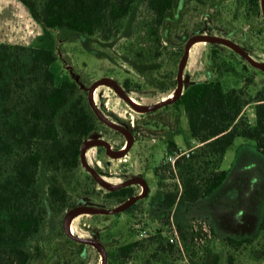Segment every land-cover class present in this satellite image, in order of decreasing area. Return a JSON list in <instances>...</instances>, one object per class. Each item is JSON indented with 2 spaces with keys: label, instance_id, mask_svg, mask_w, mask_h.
I'll use <instances>...</instances> for the list:
<instances>
[{
  "label": "rangeland",
  "instance_id": "374dc122",
  "mask_svg": "<svg viewBox=\"0 0 264 264\" xmlns=\"http://www.w3.org/2000/svg\"><path fill=\"white\" fill-rule=\"evenodd\" d=\"M151 15L146 0H137L132 13L109 40L99 34L54 30L58 63L85 92L90 107L89 86L105 78L113 80L141 106L167 98L175 91L179 63L191 37H221L237 44L255 61H264V15L262 8L256 12L247 0H176L161 29L164 39L154 45L151 35L143 31ZM42 31L20 0H0V43L34 46ZM136 46L148 49L143 57L132 50ZM213 46H218L216 55ZM14 52L25 57L28 50L17 48ZM214 78H220L227 88L243 87L252 96L264 86V66L251 64L223 40L197 38L182 66L183 88ZM106 82L97 87L94 103L106 119L131 133L133 143L118 156V152L107 153L101 143L91 142L102 138L118 150L128 140L125 132L97 117L95 130L84 141L88 142L85 160L112 185L144 178L148 190L115 213L79 212L73 221L74 234L99 240L105 248V264H230V260L231 264H264V229L259 230L264 216V155L254 141L243 136L234 139L220 163L228 170L227 177L205 201L176 200L167 206L164 194L180 192L182 176L205 166L192 158L198 142L193 140L184 107L170 103L141 112ZM244 115L251 123L256 122L254 101L245 106ZM169 138L176 142L174 151L167 150ZM178 154L181 161L175 165ZM7 163V157H0V172L5 171ZM43 167L39 185L44 192L50 173ZM213 167L212 163L208 166ZM66 186L69 205L59 212L48 210L40 233L30 240L32 245L39 244L42 255L35 251L30 264H98L101 254L96 246L69 237L64 217L76 208L117 207L129 197L110 195L111 190L87 170L81 159ZM124 186L132 188L133 194L142 191L138 182ZM178 225L183 228V237ZM226 236H251L253 240L234 247L227 243ZM132 241L139 244L129 255H119L118 248Z\"/></svg>",
  "mask_w": 264,
  "mask_h": 264
},
{
  "label": "trees",
  "instance_id": "16d2710c",
  "mask_svg": "<svg viewBox=\"0 0 264 264\" xmlns=\"http://www.w3.org/2000/svg\"><path fill=\"white\" fill-rule=\"evenodd\" d=\"M20 1L43 31L34 46L0 43V157L8 158L5 171L0 172V264H30L35 251L42 255L39 244L32 245L30 240L40 233L48 210L59 212L69 205L66 185L80 164L81 145L95 130L98 119L85 92L58 63L54 30L85 36L99 34L109 40L137 2ZM247 2L254 9L256 0ZM146 5L152 15L143 31L151 35L154 45L164 39L161 29L176 0H146ZM217 47L213 46V55ZM17 48L27 49L28 53L25 57L16 55ZM132 50L139 57L148 51L138 46ZM124 84L128 86V80ZM252 101L254 124L244 115L245 106ZM173 104L184 107L191 135L198 142L192 158L205 166L183 175L181 191L166 192L165 205L176 200L196 201L212 194L227 177L228 170L220 163L236 137L253 140L264 155V86L251 96L243 87L227 88L220 78L199 80L189 83ZM166 143L167 150L177 149L172 138ZM204 156L209 158L202 160ZM179 157L175 165L180 164ZM210 163L214 167L209 169ZM41 167L50 173L44 192L39 185ZM109 194L130 196L133 190L121 186ZM178 229L183 237L182 226L178 225ZM262 229L264 216L259 224ZM225 240L238 247L251 243L253 237L226 236ZM138 244L128 242L118 248V254L125 257Z\"/></svg>",
  "mask_w": 264,
  "mask_h": 264
},
{
  "label": "water",
  "instance_id": "95a60500",
  "mask_svg": "<svg viewBox=\"0 0 264 264\" xmlns=\"http://www.w3.org/2000/svg\"><path fill=\"white\" fill-rule=\"evenodd\" d=\"M262 7H263V11H264V3H263V1H262ZM203 37L212 38L213 39L212 41L223 40V41H225L227 43L229 42V44H231L239 54H241L249 62H251V64H254L256 66H262V65L264 66V61L263 62H258V61L253 60V58L251 57V55L249 53H247L245 50L240 48L237 44L231 43V41H229L227 39H224V38H221V37H217V36H213V35H207V36L206 35L205 36L204 35H200V36L189 38L188 41L185 44L184 53H183V56H182V58L180 60L178 71H177V75H176L177 85H176L175 94H174L173 97L163 98V99H161L158 102H155V103H152V104H149V105H146V106H137L135 104V102L133 101V99L118 84H116L115 82H113V80H111L109 78H105V80L108 81L110 84H112L114 86V88L117 90V92L119 93V95L123 99H125L134 109L139 110L141 112L151 111V110H154L156 108L162 107V106H164L166 104L173 103L176 99H178V97L183 93V90H184L183 81H182V66L188 59L189 47H190L191 43L193 42V40H195L197 38H203ZM101 81H102L101 79L97 80V81L93 82L89 86V89H88V100H89V103H90L94 113L96 114V116L99 119H101L102 121H104L108 125L112 126L113 128H115L117 130H120V131H123V132L126 133L127 138H128L127 145L122 151L118 152V154H117L118 156H121V155H124L128 151V149L130 148L131 144L133 143V137H132L130 132L125 131L120 126H118V125L114 124L112 121L106 119L103 116V114L100 112V110L97 108V106L95 105V103L93 101V98H92V90ZM90 141L91 142H99V143H101L104 146V148H105L107 153L113 154V153L110 152V143L107 140L102 139V138H98V139L94 138V139H92ZM87 143L88 142H83V144L81 145L80 159H81L82 164H84V166L87 168V170L97 180H99L100 182L105 184L110 190L117 189V188H119L121 186L128 185V184H131L133 182H138V181L141 180L143 182V184H144V189H143V191L141 193L128 197L122 205L117 206V207L101 208V207H93L92 206V207H82V208H76V209L69 210L66 213L65 217H64V228H65V223H66V220H67V216L72 211L84 212V213H87V212L88 213H105V214L115 213V212H118V211H121V210L125 209L127 206H129L130 204L135 202L138 198L143 197L146 194L147 190H148V184H147V182H146V180L144 178H135L134 177V178H132L130 180H126L124 182H121L118 186L112 185V184L108 183L107 181H105L103 176L101 174H99L94 168H92L85 160V156L83 154V148L86 146ZM65 230H66L67 235L69 237H71V238H73V239H75V240H77L79 242L89 243L91 245H95L96 247L100 246L104 250V256L102 258L101 264H105V262H106L105 248H104L103 244L99 240L93 239V238H88V237H83V236L71 233L66 228H65Z\"/></svg>",
  "mask_w": 264,
  "mask_h": 264
},
{
  "label": "bare ground",
  "instance_id": "6f19581e",
  "mask_svg": "<svg viewBox=\"0 0 264 264\" xmlns=\"http://www.w3.org/2000/svg\"><path fill=\"white\" fill-rule=\"evenodd\" d=\"M263 3H264V1H263ZM198 39H202V40H205V41H211V40H213L212 38H207V37L198 38ZM228 44H229V42H228ZM251 57H252V56H251ZM252 58H253V57H252ZM253 60H255V59L253 58ZM106 83H107L106 81L102 80L99 84H97V85L93 88V90H92V98H93V101H95V92H96L97 87H98L99 85L106 84ZM174 94H175V91H172V93L169 94L168 97H173ZM133 101L135 102V104H136L137 106H141L140 103H139L138 101H136L134 98H133ZM127 142H128V140H127ZM126 145H127V144H125L124 146H122V147H121L120 149H118V150H115V149H113V148L110 147V152H111V153H114V152H120V151H122V150L126 147ZM87 149H88V146H85V147L83 148V154H84L85 157H86V151H87ZM120 183H121V182H116L114 185H115V186H118ZM138 183L142 186V190H143V189H144V184H143V182L140 180V181H138ZM78 214H79V212L72 211V212H70L69 215L67 216V220H66V223H65V228H66L69 232H71V233H74V222H73V221H74V218H75ZM96 249H97V251L101 254V260H100V262L98 263V264H101V262H102V258H103V256H104V250H103L100 246H97Z\"/></svg>",
  "mask_w": 264,
  "mask_h": 264
},
{
  "label": "flooded vegetation",
  "instance_id": "af4514ba",
  "mask_svg": "<svg viewBox=\"0 0 264 264\" xmlns=\"http://www.w3.org/2000/svg\"><path fill=\"white\" fill-rule=\"evenodd\" d=\"M262 1H264V0H256V5L254 6V10L257 12H259V10H260V8H262V12H263V15H264V11H263V7H262ZM140 185V184H139ZM143 191V190H142ZM141 191V192H142ZM140 192V193H141ZM133 195H136V194H133ZM130 196H132V195H130ZM129 196V197H130Z\"/></svg>",
  "mask_w": 264,
  "mask_h": 264
},
{
  "label": "built area",
  "instance_id": "2783aa9c",
  "mask_svg": "<svg viewBox=\"0 0 264 264\" xmlns=\"http://www.w3.org/2000/svg\"><path fill=\"white\" fill-rule=\"evenodd\" d=\"M185 153H186L187 155H189V152H185ZM179 155H180V154H178V156H179ZM178 156H176V158H177ZM176 158H175V159H176ZM175 159H174V160H175ZM175 235H176L177 239L179 240V236H178V233H177L176 230H175Z\"/></svg>",
  "mask_w": 264,
  "mask_h": 264
},
{
  "label": "crops",
  "instance_id": "0c3cea01",
  "mask_svg": "<svg viewBox=\"0 0 264 264\" xmlns=\"http://www.w3.org/2000/svg\"><path fill=\"white\" fill-rule=\"evenodd\" d=\"M218 188H219V187H218ZM218 188H217V189H218ZM208 196H210V195H207V196L201 197V198H199V199H197V200H199V201H200V200L205 201V200L208 198Z\"/></svg>",
  "mask_w": 264,
  "mask_h": 264
}]
</instances>
